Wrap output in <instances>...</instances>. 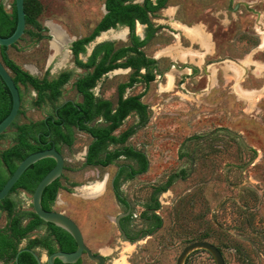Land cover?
<instances>
[{
	"label": "rangeland",
	"instance_id": "374dc122",
	"mask_svg": "<svg viewBox=\"0 0 264 264\" xmlns=\"http://www.w3.org/2000/svg\"><path fill=\"white\" fill-rule=\"evenodd\" d=\"M0 1L9 11L14 0ZM37 1L41 7L36 18L47 28L40 31V39L25 34L19 48H10V57L39 78L52 80L70 72L71 79L57 100L41 105L35 104L36 92L21 85L23 112L16 124L41 121L67 99L82 100L74 82L84 70L75 66L70 45L91 34L106 13V0ZM153 21L161 23L160 30L144 51L158 59L164 72L156 73L148 86L137 83L125 93L142 95L148 107L147 125L135 129L127 143L146 153L149 170L121 181L118 189L131 205L128 222L140 231L156 225L140 214L154 205L151 195L156 189L171 180L156 194L162 226L154 238L143 236L133 245L124 241L115 219L127 208L117 200L110 181L120 164L138 169L137 163L120 158L104 169L86 166L91 139L78 131L72 148L61 147L66 190L59 191L53 209L91 226L87 238L95 249L115 250L107 251V264H176L182 250L196 241L218 246L226 264H264V0H169ZM176 22L192 30L176 29ZM48 23L65 36L62 47L54 44ZM195 27L204 35L198 42L187 37V32L199 34ZM26 29L34 31L33 26ZM144 29L137 26L141 36ZM107 33L103 41H113L116 47L129 44L128 28ZM98 42L87 47L83 60ZM130 73L118 69L105 75L94 89L97 100L108 99L115 106L117 87L129 80ZM97 121L95 125H100ZM140 122L136 113L131 114L116 135ZM231 131L242 136L245 145ZM15 132L10 127L4 133L1 149L14 144ZM127 174L125 170L123 178ZM100 182H105L103 191L91 194L88 188ZM10 199L17 209L32 210V193L19 190ZM7 222V213L0 209V228ZM185 264L216 263L207 251L197 250Z\"/></svg>",
	"mask_w": 264,
	"mask_h": 264
},
{
	"label": "trees",
	"instance_id": "16d2710c",
	"mask_svg": "<svg viewBox=\"0 0 264 264\" xmlns=\"http://www.w3.org/2000/svg\"><path fill=\"white\" fill-rule=\"evenodd\" d=\"M169 0H144L143 3H134L132 0H106L105 6L107 13L102 17L100 22L96 25L91 34L75 41L72 45V52L75 57V62L79 67L85 68L87 74L80 78L75 86L77 90L83 95L84 100L81 103L66 102L57 106L55 115L48 117L46 120L37 122H29L16 124V120L11 127L16 128L14 134V144L5 149L0 148V190L3 188L7 180L16 170L18 164L26 158L29 154L51 148L54 143L47 141L50 138H60L68 146H72L75 142L73 127H79L81 130L93 134L98 137L94 145L90 147L89 155L87 156L86 165L98 164L107 165L120 152H110L106 158L104 153L107 147L103 145L111 144H124L128 138L135 132V129H130L123 133L121 136L113 135V132L122 124L126 116L132 111H138L142 116V126L148 121L147 118V105L141 102L142 95L131 96L126 99L123 94L126 88L133 86L136 82L145 79L147 82L153 80L150 74L142 75L140 70L148 67L149 64L154 63L152 59H148L144 52L141 50L146 46L154 37L160 27L156 26L152 21L154 16L161 9L165 8ZM25 12L27 26H33L34 31L26 29L25 34H29L32 38L40 39V31L43 30L40 22L36 18V12L40 10V3L37 0H25ZM139 21L145 25V38L141 39L136 34V23ZM17 24V11L15 0L11 4L8 11L6 5L0 1V30L3 37H9L15 30ZM118 25L129 28L130 31V45L123 47H116L113 41H105L95 46L92 55L87 63H84L79 54L86 51V45L93 42L102 32L111 28H116ZM24 37L20 39L22 41ZM18 41L11 47L0 46V58L5 66L10 69L14 77L15 83L18 85L21 98L22 90L21 85L30 86L37 93L36 105H41L47 99L57 100L62 94V86L69 81L70 74L64 73L57 79H48L46 76L39 78L31 74L28 70L22 68L17 64L9 54L10 48H19ZM126 58L125 62L119 60ZM131 67L134 69L132 79L129 83L121 84L119 86L120 100L117 113L112 114V103L108 100L99 101L95 103L94 94L91 88L95 86L97 81L108 71ZM90 69H93L91 71ZM141 76V78L137 77ZM93 107L96 109L93 113ZM12 108V96L0 77V122L9 114ZM23 112L19 111V115ZM103 114L105 121L109 123L106 129L90 128L87 122H90L94 117ZM18 115V116H19ZM18 118V117H17ZM4 133L0 135V140ZM57 150L61 152V147L56 145ZM94 150V155L91 154ZM126 152L129 156L140 157V153L128 147ZM100 154H102L100 156ZM55 166V161L51 158H46L38 161L29 167L18 182L14 185L9 196L0 202V208L7 211L10 215L7 229L0 230V259L3 254L11 252L8 261L16 264L15 255L17 253V246L15 240L27 235V233L39 224H46L45 221L40 219L33 211L18 210L16 204L10 199V195L25 190L33 193L42 178ZM144 169L146 166L144 164ZM61 179H57L50 184L44 191L42 196V206L46 210H53V205L57 200L59 191L63 188ZM171 181V180H170ZM167 185L160 188V191L165 190ZM155 209L159 208V203L155 202L153 205ZM152 215L149 217L151 218ZM153 217L162 223L160 216L153 214ZM29 218L27 225H23V220ZM52 224V223H49ZM53 225V224H52ZM11 231L6 234V231ZM12 249V251L10 250ZM26 254V253H24ZM24 254L19 255V264H23L22 258Z\"/></svg>",
	"mask_w": 264,
	"mask_h": 264
},
{
	"label": "flooded vegetation",
	"instance_id": "af4514ba",
	"mask_svg": "<svg viewBox=\"0 0 264 264\" xmlns=\"http://www.w3.org/2000/svg\"><path fill=\"white\" fill-rule=\"evenodd\" d=\"M134 3H143L144 2V0H142V1H140V2H136L135 0H132ZM154 2L156 1V0H153ZM11 8V7H10ZM166 8V7H165ZM165 8H163V9H165ZM8 10V9H7ZM105 10H106V13H107V9H106V6H105ZM162 10V9H161ZM160 10V11H161ZM105 13V14H106ZM153 17L154 16H152V21H153ZM100 22V21H99ZM154 22V21H153ZM143 26V27H145L146 28V26L145 25H143V24H141L139 21H137V23H136V34L141 38V39H144L145 38V29H144V36H141L138 32H137V26ZM156 25V24H155ZM157 26V25H156ZM118 27H125V26H121V25H118L116 28H118ZM158 27H160L159 25H158ZM47 27H43V30H45ZM125 28H128V27H125ZM111 29H115V28H111ZM111 29H109V30H111ZM129 29V28H128ZM160 30V29H159ZM159 30L157 31V33L155 34V36L156 35H158V32H159ZM108 31V30H107ZM106 31V32H107ZM105 32V31H104ZM103 33V32H102ZM101 33V34H102ZM100 34V35H101ZM129 34H130V31H129ZM99 35V36H100ZM86 37V36H85ZM81 38H83V37H80V38H77V39H75V40H73L72 41V43H71V45H70V51H71V53H72V56H73V61H74V64H75V66L76 67H78L79 69H82V70H84V74L83 75H81V76H79L76 80H75V82H74V88H75V90L77 91V93L79 94V95H81V97H82V100L81 101H75V100H73V99H67V100H65V101H63L61 104H59V105H57V106H60V105H62V104H64V103H66V102H74V103H81V102H83V100H84V97H83V95L77 90V88H76V86H75V84H76V82L80 79V78H82V77H84L86 74H87V70L85 69V68H82V67H79L77 64H76V62H75V57H74V54H73V52H72V45H73V43L75 42V41H77V40H79V39H81ZM153 40V39H152ZM105 42V41H104ZM92 43V42H91ZM91 43H89L88 45H86V51L84 52V53H80L79 54V58L84 62V63H87L88 62V60H89V58H90V56L92 55V53H93V51H94V48H93V50L91 51V53L88 55V57H87V60L85 61V60H83L82 59V55H86L87 54V47L91 44ZM128 45H130V36H129V44H127V45H124V46H128ZM148 45V44H147ZM146 45V46H147ZM146 46H144L141 50L144 52V54H145V56L148 58V59H152V60H154L155 62L154 63H151V64H149L148 65V67H144V68H142L141 70H140V74H142V75H147V74H150V75H152L154 78H153V80H151L150 82H147L145 79H143V78H141V76H137V77H139V78H141L142 80H140L139 82H136L135 84H137V83H141V82H144L147 86L151 83V82H153L154 80H155V77H156V73H159V75H161V74H163V72L164 71H161L160 70V63L159 62H157V58L156 57H149V56H147L146 55V53H145V51H144V48L146 47ZM121 47H123V46H121ZM120 62H125L126 61V58H123V59H121V60H119ZM172 67H177V63L175 62V61H172V65H171ZM186 68H193V70H194V72H196L197 71V68L196 67H194V66H192V65H189V66H187V65H185V69ZM118 69H124V70H127V69H129L130 71H131V73H130V77H129V80L127 81V82H124V83H121V84H125V83H129L130 81H131V79H132V76H133V73H134V69L133 68H131V67H127V68H118ZM118 69H114V70H111V71H108V72H106L99 80H101L105 75H108L110 72H113V71H116V70H118ZM91 71H93V69H90ZM168 71V70H167ZM31 73V72H30ZM64 73H69L70 75H71V73L70 72H62V73H60L59 75H58V77L57 78H59L62 74H64ZM32 74V73H31ZM34 75V74H33ZM57 78H55V79H57ZM70 79H71V76H70ZM70 79H69V81H70ZM99 80L97 81V83L99 82ZM68 81V82H69ZM68 82H66L63 86H62V88L68 83ZM97 83L95 84V86L93 87V88H91V92L94 94V89L96 88V86H97ZM121 84H119L118 85V87H117V92H118V101H117V104L114 106V104L110 101V100H108V99H100V100H97V98H96V96H95V94H94V97H95V103H98L99 101H104V100H108V101H110L111 103H112V108H113V110H112V114H115V113H117V107H119V100H120V92H119V86L121 85ZM134 84V85H135ZM133 85V86H134ZM133 86H131V87H133ZM131 87H129V88H131ZM62 88H61V90H62ZM128 88H126L125 89V91H124V94H123V98L124 99H126V98H128V97H131V96H137V95H129V96H125V93H126V90H127ZM34 90V89H33ZM35 91V90H34ZM36 92V91H35ZM62 95V94H61ZM60 95V96H61ZM36 96H37V93H36ZM143 97V96H142ZM142 97H141V102H142ZM48 103L49 102H51V101H55V100H50L49 101V99H47L46 100ZM45 101V104H48L47 102ZM144 103V102H143ZM145 104V103H144ZM22 105V104H21ZM56 106V107H57ZM56 107L54 108V111L52 112V113H50V114H46V116L42 119V120H46L48 117H50V116H52V115H55L56 113H57V111L55 112V109H56ZM95 108L93 107V113L95 112ZM147 110H148V108H147ZM134 113H136L138 116H139V118H140V120H142V114L141 113H139L138 111H132V112H130L127 116H126V118L123 120V122L131 115V114H134ZM148 113V112H147ZM147 118H148V114H147ZM149 119V118H148ZM98 120V121H97ZM99 120H100V122H101V124L100 125H95L96 124V121L97 122H99ZM123 122H122V124H123ZM148 122V121H147ZM102 123H104V125L102 126ZM122 124L113 132V135H115V136H121L123 133H125L126 131H128V130H130V129H137L138 127H144V126H146L147 125V123L145 124V125H143L142 126V122H140L139 124H138V126H136V127H133V128H130V129H127V130H125L124 132H122L120 135H116V132L118 131V129L122 126ZM87 125H88V127H90V128H95L96 130H98V129H106L108 126H109V123L108 122H106L105 121V118H104V116H103V114H100L99 116H97V117H94L90 122H87ZM73 130H76V131H78L79 133H83V134H85V135H88L89 137H90V139H91V141H90V143L86 146V150H85V158H84V160H85V165H86V161H87V156L89 155V152H90V150H89V148L90 147H96V145H94L95 144V142L98 140V137H95V136H93V134H91V133H89V132H86V131H83V130H81L79 127H73ZM135 133V132H134ZM133 133V134H134ZM132 134V135H133ZM131 135V136H132ZM130 136V137H131ZM74 137H75V132H74ZM130 137L128 138V140L130 139ZM127 140V141H128ZM127 141H126V143H124V144H111V143H109L108 145H103L102 147H107V151H106V153H104V155H105V157L104 158H106L107 156H108V154L111 152H120L121 154L119 155V156H116L115 158H114V160H112L110 163H108L107 165H98V164H90V165H86V166H89V167H93V168H98V167H100V168H102V169H104V168H107V167H109V166H111V165H113L114 163H116L117 161H118V159H120V158H122V159H124V160H127L128 158H131V159H134V161H136V163H137V166H138V169H135L134 168V166H131V165H127V164H120L119 166H118V168H117V171H116V174L113 176V178L111 179V181H110V185H111V188H112V190H113V192H114V194H115V196H116V198H117V200L119 201V203H121V204H123L126 208H127V210L125 211V212H123V213H127V212H129V214L127 215V216H125V217H123L122 219H121V227H119L118 225H117V223H116V225H117V227H118V230L120 231V233H121V236L123 237V239H124V241L126 242V243H129L130 245H133L134 243H138L139 241H140V239H142V237L143 236H150L151 238H154V236H156V234L158 233V231H159V229H160V227L162 226V223L161 224H159L158 223V221L153 217V214H155V215H158L157 214V210L158 209H160V202L158 201V197H156V194L158 193V192H162V191H160V188H162V187H159V188H157L156 189V192H154L152 195H151V198H152V204H155V202H158L159 203V208H157V209H155L154 207H153V205H150V206H147V208L146 209H144L143 211H142V213L140 214V218L142 219V220H144V221H153V220H155L157 223H156V225H153V226H151V227H147V228H145V229H142V230H140V231H138V230H136L135 229V226L133 225V224H130V222H128V221H130V219L132 218V216H133V214H132V212H131V205H130V203L128 202V200L122 195V193L119 191V184L121 183V181H123V180H125V179H133L134 177H137L138 175H140V174H144V173H146V172H148V170H149V161H148V157H147V155H146V153L144 152V151H142V150H139V149H137V148H135L133 145H130V144H128L127 143ZM50 142H53L54 143V145L52 146V147H56V145H58L59 147H62L63 145L64 146H68V145H66L64 142H62L61 141V139L60 138H57V137H55V139L54 138H50L48 141H47V143H50ZM73 146V145H72ZM68 147H70V146H68ZM128 147H131V148H133V150L134 151H136V152H138V153H140V157H135V156H129L128 154H127V152H126V149L128 148ZM57 149V148H56ZM61 153H62V149H61ZM94 150L92 151V153L91 154H93L94 155ZM63 154V153H62ZM102 154H100V156H101ZM144 164H145V166H146V169H144ZM66 166V165H65ZM125 170H128V174H127V176L125 177V178H123V173H124V171ZM61 178H62V176H61ZM60 178V179H61ZM61 181V180H60ZM169 183V181L166 183V184H168ZM61 184H62V186H63V183H62V181H61ZM164 187V186H163ZM62 189H65L66 190V188L63 186V188ZM167 189V188H166ZM165 189V190H166ZM165 190H163V191H165ZM21 191H25V190H21ZM25 192H27V191H25ZM27 193H30V192H27ZM33 194V193H32ZM59 195V194H58ZM58 198V197H57ZM1 209V208H0ZM3 210V209H2ZM18 210H25V211H33L34 212V210H33V206H32V210H27V209H18ZM54 210V209H53ZM3 211H5V210H3ZM6 213H7V216H8V222H7V224L4 226V227H1L0 228V230H5V229H7V225H8V223H9V219H10V215H9V213L7 212V211H5ZM35 213V212H34ZM121 214V213H120ZM146 214H149L150 216L152 215V217L151 218H145V215ZM158 216H160V215H158ZM70 217V216H69ZM71 218V217H70ZM29 218H25L24 220H23V225L25 226V225H27L28 224V222H29ZM74 220V219H73ZM162 220V219H161ZM75 221V220H74ZM76 222V221H75ZM76 224H77V226L79 227V229H80V231H81V234H82V236H83V241H84V244H85V246L91 251V253L93 254V255H100V256H103V258H104V263L103 264H107V261H108V258H107V256H109V254L110 253H113L115 250L114 249H111V248H109V247H105V248H98V249H95V247H94V243H93V241H90L87 237V233L88 232H90V233H92V231H93V229L91 228V226H87V225H83V224H81V223H77L76 222ZM11 233V231L9 230V231H6V234H10ZM15 240V246H17V253H16V255H15V261H16V264H19V255L20 254H24V253H26V254H24V256H23V260H22V262H23V264H39V262L41 263V264H48V260H49V258L52 256V255H54L55 253H72V252H75V251H77V249H78V243H77V241L75 240V238L68 232V231H66L65 229H63V228H61V227H59V226H56V225H52V224H49V223H47L46 222V224L44 223V224H39V225H37V226H34V228L33 229H31L28 233H27V235L26 236H24V237H22V238H20V240L19 241H17L16 239H14ZM24 241H26V244L25 245H23V243H24ZM11 251H12V249H10ZM108 250H110V253H108L107 251ZM136 252H138V251H136ZM10 254H12L11 252H7V253H4L3 254V258L2 259H0V263L1 264H13V262L12 261H8V259L10 258ZM17 257H18V260H17ZM54 264H99V262H97V261H95V260H93L92 258H90V256H89V254H88V252L86 251V250H84V252H83V254H82V256L76 261V262H74V263H67V262H63L62 260H60L58 257H55L54 258ZM119 264V263H118ZM120 264H125V262L124 261H122Z\"/></svg>",
	"mask_w": 264,
	"mask_h": 264
},
{
	"label": "water",
	"instance_id": "95a60500",
	"mask_svg": "<svg viewBox=\"0 0 264 264\" xmlns=\"http://www.w3.org/2000/svg\"><path fill=\"white\" fill-rule=\"evenodd\" d=\"M24 2L25 0H15L16 11H17L16 28L9 37H3L1 35V30H0V46H5L9 48L12 45L16 44L18 41H20V39L25 35L27 28V21H26ZM98 37H96L94 41L97 42L99 41L98 44L104 42L103 41L104 39L97 40ZM0 77L2 78L7 88L9 89L12 96V108L9 114L0 122V135H2L11 127V125L17 119L19 115V111L21 109L22 98H21L20 89L18 85L15 83L12 72L10 71V69H8L5 66L1 58H0ZM231 134L237 137L241 141V143L245 145V141L242 136L232 131ZM46 158L53 159L55 161V166L42 178V180L39 182L36 189L34 190L32 194L33 210L35 214L43 221L47 223H52L68 231L78 243L77 251L72 253H61V252L55 253L49 258L48 264H54L55 257H58L63 262L74 263L82 256L84 250L88 252L90 258L99 262V264H103L104 263L103 256L93 255L91 251L85 246L81 231L77 226L76 222L72 218H70L68 215H66L63 212H58L56 210H46L42 206V196L45 189L54 181L60 179L65 169V162H66L65 157L59 150L56 149V147H51L48 149L31 153L26 158H24L18 164L16 170L13 172V174L7 180L3 188L0 190V202L9 196L14 185L18 182V180L22 177V175L26 172V170L29 167H31L38 161H41ZM128 214L129 212L121 213L116 217L115 222L119 227H121V219L127 216ZM197 250L207 251L209 254L212 255L216 264H226V261L224 259L221 250L218 248V246H216L215 244L209 241H196L187 245L182 250L179 257L177 258L176 264H185L188 256ZM39 264L41 263L39 262Z\"/></svg>",
	"mask_w": 264,
	"mask_h": 264
},
{
	"label": "bare ground",
	"instance_id": "6f19581e",
	"mask_svg": "<svg viewBox=\"0 0 264 264\" xmlns=\"http://www.w3.org/2000/svg\"><path fill=\"white\" fill-rule=\"evenodd\" d=\"M178 23V22H177ZM48 27L50 28L51 30V34L54 38V44H56L58 47H62V43L64 42V35L60 34L59 32V29L58 27L52 25V23H48L47 24ZM122 35V34H121ZM108 37V33L107 32H103L99 37L98 39H105ZM65 61V58L63 60V63ZM103 186L102 183H98L96 186H93L91 188H88V191L91 193V194H95V193H99L100 192V188ZM87 189V188H86Z\"/></svg>",
	"mask_w": 264,
	"mask_h": 264
},
{
	"label": "crops",
	"instance_id": "0c3cea01",
	"mask_svg": "<svg viewBox=\"0 0 264 264\" xmlns=\"http://www.w3.org/2000/svg\"><path fill=\"white\" fill-rule=\"evenodd\" d=\"M160 24H161V23H156L157 26H158V25L160 26ZM181 25H182V24H179V23L176 22V25H175L176 27H175V28H176V29H179V27H181V28H183V29H187V30H188V29H191V28H189V26H185V27H184L183 25H182V26H181ZM178 26H179V27H178ZM191 30H192V29H191ZM194 30L197 31L199 34H196L197 36H194V35L191 34L190 32H189V33L187 32V37H189V39H191L193 42H198V40H196V39H200V38L203 37L204 35H203V33L201 32V30H202L201 28H196V27H195ZM178 31H179V30H178ZM180 31H182V30L180 29ZM153 39H154V38H153ZM18 47H19V46H18ZM167 56H170V55H167ZM171 58H172V56H171ZM35 122H37V121H35ZM74 132H75V141H76V138H77V137H76V135H77L76 132H77V131L74 130ZM73 145H74V144H73ZM65 147H67V148H72V146H70V147L65 146ZM62 153H63V152H62ZM63 156H64V155H63ZM65 160H66V159H65ZM100 183L103 184V186L100 188V192H102L103 189H104V186H105V182H100ZM63 186L65 187L64 184H63ZM88 187H89V186H88ZM61 191H63V193H64V192H65V189H61ZM100 192H99V193H100ZM99 193H95V194H93V195H97V194H99ZM66 213H68V212H66ZM67 215H69L72 219L75 218V217L73 218V215H72L71 213H68ZM71 215H72V216H71ZM75 219H76V218H75ZM75 219H74V220H75ZM75 221H76L77 223H79L77 219H76Z\"/></svg>",
	"mask_w": 264,
	"mask_h": 264
}]
</instances>
